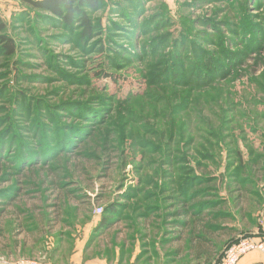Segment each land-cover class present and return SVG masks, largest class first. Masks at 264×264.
<instances>
[{"label": "rangeland", "instance_id": "1", "mask_svg": "<svg viewBox=\"0 0 264 264\" xmlns=\"http://www.w3.org/2000/svg\"><path fill=\"white\" fill-rule=\"evenodd\" d=\"M106 1L91 42L49 13L0 2L18 45L14 56L0 48V261L68 264L107 199L140 190L132 202L157 195L154 205L160 188L208 180L231 225L263 239L264 173L247 165L264 155V0H134L133 38L132 0ZM20 155L49 162L18 171ZM246 178L255 190L237 212L230 190Z\"/></svg>", "mask_w": 264, "mask_h": 264}, {"label": "trees", "instance_id": "2", "mask_svg": "<svg viewBox=\"0 0 264 264\" xmlns=\"http://www.w3.org/2000/svg\"><path fill=\"white\" fill-rule=\"evenodd\" d=\"M19 1L35 12L53 15L63 28L70 29L78 26L80 33L77 36L82 41L91 42L99 37L102 31L100 24L95 25L93 16L106 7V0ZM131 4V7L127 8L135 12L131 13L128 11L129 9H124L125 13L129 12L126 21H128L130 29H125L129 38L135 36L137 25H142V19L140 21L137 19L140 7L135 8L134 0ZM55 19L54 22L57 23L58 21ZM21 21L23 22L24 19ZM6 31L7 23L0 16V48L7 56H14L18 45L14 38L7 35ZM3 143L7 144V141ZM108 146L110 145L107 144L106 147H102L100 151L109 153L111 148ZM108 156L112 155H100V157ZM59 157L60 155H57L55 159ZM35 158L36 155H20L18 171L24 172L26 168H35L37 165L44 166L49 162L47 160L48 162L35 163ZM82 158H85V155H82ZM24 160L28 162L27 165L19 167ZM99 160L98 157L97 161ZM252 160V166L250 164L247 166H250L251 170H259L264 173V155H253ZM109 161L110 159L107 162ZM105 169L103 168V170ZM242 169L245 171L247 167L244 166ZM174 185L169 184L164 187L166 189L160 188V194L163 197L154 205L151 201L155 198L158 199L157 195L147 197L145 194L140 200L132 202V200L139 199L137 196L141 195L142 191L140 192V190L133 194L122 193L119 196V201L108 200L106 194L97 195L95 202L107 200L103 202L105 205L97 225L85 245L86 258H105L111 263L118 257V264H130L129 262L133 258V264H140L144 259L145 263L143 264H216L221 259L225 249L238 241L240 237L255 236L253 235L254 232L246 233L242 228H239L240 225L244 224L243 221L240 224L231 225L233 222L235 224L237 222L226 209V202L218 198L217 188L212 180L195 184L186 191L180 188L177 190ZM234 187L230 192L236 194L235 197L232 194L231 196L234 197L232 199L235 202V209H237V202L240 198L247 197V193H254L255 182L246 178L235 183ZM71 191L70 189L68 192ZM12 198L7 200H12ZM122 201L128 203H120ZM89 202L91 203V200ZM59 216L61 219L60 213ZM166 225L171 229L167 232H161L162 227ZM125 226L130 227L131 230ZM68 227L70 230H75L74 226L68 225ZM151 227L154 229L157 227L155 233L151 232L150 229H153ZM113 232H115L113 237L109 236ZM70 234L68 233L66 237L68 240L72 238ZM123 234L122 241L117 242L118 236H123ZM258 236L264 238V232H260ZM5 237L4 231L0 229V239L4 240ZM106 237H110V245L105 244L106 251L102 252L99 247V251L95 253L97 240H104ZM137 248H139L140 253L135 255ZM91 250L93 253L90 255Z\"/></svg>", "mask_w": 264, "mask_h": 264}, {"label": "built area", "instance_id": "3", "mask_svg": "<svg viewBox=\"0 0 264 264\" xmlns=\"http://www.w3.org/2000/svg\"><path fill=\"white\" fill-rule=\"evenodd\" d=\"M99 214L102 213V209L98 211ZM262 252L264 253V240L257 239L253 236H244L240 237L238 241L229 245L219 262L216 264H238L245 256L252 252ZM0 264H38L35 261H26L22 260L19 262H9V261H0Z\"/></svg>", "mask_w": 264, "mask_h": 264}, {"label": "crops", "instance_id": "4", "mask_svg": "<svg viewBox=\"0 0 264 264\" xmlns=\"http://www.w3.org/2000/svg\"><path fill=\"white\" fill-rule=\"evenodd\" d=\"M86 243L87 241L84 244L86 245ZM85 245H78L76 252H74V254L69 258L68 264H118V257L111 263L105 258L87 259L85 256ZM132 261L129 263L132 264ZM43 264H53V262L49 261L48 263L44 262ZM238 264H264V253L258 251L252 252L245 256Z\"/></svg>", "mask_w": 264, "mask_h": 264}]
</instances>
